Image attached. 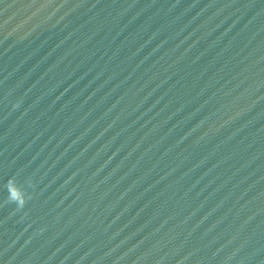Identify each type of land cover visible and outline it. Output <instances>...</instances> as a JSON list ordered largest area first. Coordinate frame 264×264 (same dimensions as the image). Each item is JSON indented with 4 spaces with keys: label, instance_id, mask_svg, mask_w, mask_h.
I'll return each instance as SVG.
<instances>
[{
    "label": "water",
    "instance_id": "95a60500",
    "mask_svg": "<svg viewBox=\"0 0 264 264\" xmlns=\"http://www.w3.org/2000/svg\"><path fill=\"white\" fill-rule=\"evenodd\" d=\"M0 264H264V0H0Z\"/></svg>",
    "mask_w": 264,
    "mask_h": 264
},
{
    "label": "clouds",
    "instance_id": "9594fccd",
    "mask_svg": "<svg viewBox=\"0 0 264 264\" xmlns=\"http://www.w3.org/2000/svg\"><path fill=\"white\" fill-rule=\"evenodd\" d=\"M9 201L14 202L18 207L23 208L30 198L24 191H22L16 184L13 178H9Z\"/></svg>",
    "mask_w": 264,
    "mask_h": 264
}]
</instances>
